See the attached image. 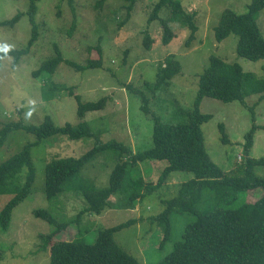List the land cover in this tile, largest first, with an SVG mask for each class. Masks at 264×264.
Here are the masks:
<instances>
[{"label":"rangeland","instance_id":"1","mask_svg":"<svg viewBox=\"0 0 264 264\" xmlns=\"http://www.w3.org/2000/svg\"><path fill=\"white\" fill-rule=\"evenodd\" d=\"M98 1L73 0L71 6L69 0H39L35 18L38 39L19 63L16 64L12 56L0 62V130L6 123L19 120L38 125L46 116H50L57 126L78 124L81 121L77 116L78 104L75 97L68 93L73 91L83 102L107 97L105 109L90 112L84 119L94 131L101 132L104 141L117 139L130 144L134 151L144 150L152 146L154 124L141 110L142 101L135 89L146 93L150 106L163 119L177 123L187 117L179 112L180 109H193L199 76L209 65L211 55L229 63L238 61L245 71L264 77V59L251 61L238 57L237 35L232 34L220 43L214 35V28L225 10L245 13L252 0H179L187 13H196L199 30L189 46L186 42L190 30L182 24L183 19H178L180 24L174 25L175 35L168 45L162 42L161 21L148 23L151 11L159 0H139L131 19L124 25L122 22L127 16L129 0H105L101 7H98ZM29 7V0H0L1 49L19 50L28 46L32 24L27 15L22 16L13 27L4 26L2 22L12 19L18 12L26 13ZM170 12V9L164 8L160 18L170 22ZM74 18L76 25L73 24ZM258 24L264 36V9L259 13ZM73 25L75 27L71 31ZM146 32L153 38L149 51L143 42ZM99 43L103 51L100 68L78 71L62 62L52 81L32 76L33 71L54 56L55 45L60 48L65 60L86 65L89 58L97 59V52L90 51V48ZM169 55L179 60L181 73L169 84L156 88L157 72ZM52 82L63 86L66 91L56 92L53 96ZM246 101L251 106L257 104L256 123L264 125V99L260 102V95H253ZM201 110L212 114V119L202 126L206 148L214 162L228 173L243 154L244 134L252 125L251 112L239 102L224 103L209 97L202 100ZM221 122L229 135L228 144L221 141ZM36 139L34 134L24 130L10 134L4 146L0 147V164ZM65 142L62 145L45 139L33 147L36 180L29 197L16 208L10 228L7 231L0 228V248L4 252L0 264H50L49 249L41 250V235L48 233L50 227L34 217L33 211L45 208L58 218L72 219L86 205L84 198L75 193L62 195L59 201L53 202L45 196V167L50 154L61 152L63 155L79 156L93 147L95 139ZM252 155L264 157V129H259L256 134ZM117 156L116 152H105L87 164L81 175L94 180L99 187L107 186ZM152 164L158 166L147 169L151 171L149 175H146V169L143 174L157 180L166 163L156 161ZM257 173L264 176V166H259ZM190 178L191 173L173 172L163 188L137 204L131 202L125 192H118L111 197L110 206L101 215L85 214L81 229L90 228L92 236L88 241L94 242L100 230L129 219L137 220L134 226L116 233L115 238L142 263L151 264L172 251L173 239L162 246L163 233L150 218L162 212L165 209L164 200L173 197L181 183ZM262 194L263 190L259 188L250 191L247 198L255 201ZM9 198L8 194L0 195V211ZM173 221L176 232H181L185 218L175 216ZM79 229L69 226L57 238L73 240Z\"/></svg>","mask_w":264,"mask_h":264},{"label":"trees","instance_id":"2","mask_svg":"<svg viewBox=\"0 0 264 264\" xmlns=\"http://www.w3.org/2000/svg\"><path fill=\"white\" fill-rule=\"evenodd\" d=\"M105 0L97 2L98 7ZM139 0H129L127 16L122 25L131 17ZM30 7L26 13L18 12L12 19L2 22L4 26H14L24 15L32 24V37L25 49L4 50L0 48V62L8 56L14 62L27 55L38 39L36 14L39 0H29ZM71 6L73 0H69ZM170 9V22L161 19L160 13ZM264 9V0H252L245 13H236L231 9L223 12L219 24L214 28L217 42H222L230 35L238 36L237 55L251 61L264 59V36L258 24L259 13ZM196 13H187L179 0H159L153 7L148 23L161 21L163 28L162 42L171 43L174 28L183 19L190 35L186 45L189 46L199 30L195 21ZM73 24L76 25L74 18ZM175 25V26H174ZM74 25L71 31L74 29ZM144 46L152 49L153 38L146 32ZM97 52V59L89 58L86 65L65 60L58 46L55 54L32 72L34 78L52 81L53 75L62 62H66L78 71L100 68L103 65L101 44L90 51ZM157 72L156 88L167 85L181 73L182 65L174 55H169ZM264 70V68H263ZM53 96L66 88L52 82ZM141 98V110L153 120L152 146L148 149L134 151L125 141L110 139L104 141L100 131L96 132L84 120L88 113L105 109L107 97L97 101L83 102L81 97L68 92L77 101L78 124L66 123L57 126L50 116L38 124H28L23 120L6 123L0 130V147L4 146L10 134L18 130L34 134L37 139L25 144L22 149L0 164V195H10L9 200L0 211V228L7 231L13 220L16 208L32 192L36 180L32 149L43 140H53L66 144L67 140L76 141L94 138L92 148L79 156L51 153L45 167V196L49 202L59 201L62 195L75 193L84 198L86 205L72 219L58 218L45 208L33 211L34 217L45 221L50 231L41 235V250L50 251V264H144L137 257L124 249L115 238V234L134 226L135 219L100 230L94 242L88 241L92 236L90 228L81 229L85 214L101 215L110 206V199L118 192H125L134 204L165 186L173 172H187L192 178L181 183L176 194L164 200L165 209L152 216L150 221L156 223L163 233L161 245L172 240V251L151 264H264V176L257 173L259 166H264V157L252 155L255 137L264 125L256 123L255 108L246 99L260 95L264 99V77L247 72L236 61L226 62L219 56L211 55L209 65L200 74L197 97L191 111L180 109L187 117L181 122H167L161 114L150 106V99L145 92L134 90ZM205 97L224 103L239 102L250 110L252 125L244 134L243 154L239 157L233 170L226 173L211 158L205 142L202 126L212 119V114L201 110ZM259 102V103H260ZM259 105V104H258ZM150 119V120H151ZM221 141L230 142L224 123L219 124ZM105 152H116L114 166L109 175L107 186L99 187L90 178L81 175L87 164ZM156 161H165L166 165L157 180L146 177ZM150 163V164H148ZM146 169V175L143 170ZM150 169V170H147ZM150 171V172H149ZM261 188L263 194L255 201L247 195L250 191ZM254 195V194H253ZM256 198V197H254ZM185 218L181 232H176L174 217ZM69 226L80 228L73 240H59L57 236ZM179 230V228L177 227ZM91 233V235H90ZM147 252V251H146ZM148 256V252L145 253ZM4 252L0 248V262Z\"/></svg>","mask_w":264,"mask_h":264},{"label":"clouds","instance_id":"3","mask_svg":"<svg viewBox=\"0 0 264 264\" xmlns=\"http://www.w3.org/2000/svg\"><path fill=\"white\" fill-rule=\"evenodd\" d=\"M5 50H7V49H5Z\"/></svg>","mask_w":264,"mask_h":264}]
</instances>
